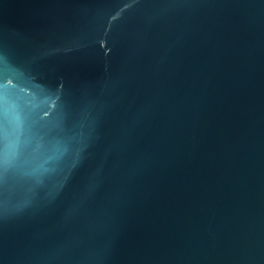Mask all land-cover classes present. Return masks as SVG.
Returning <instances> with one entry per match:
<instances>
[{"label": "water", "instance_id": "water-1", "mask_svg": "<svg viewBox=\"0 0 264 264\" xmlns=\"http://www.w3.org/2000/svg\"><path fill=\"white\" fill-rule=\"evenodd\" d=\"M0 264H264V0H0Z\"/></svg>", "mask_w": 264, "mask_h": 264}]
</instances>
